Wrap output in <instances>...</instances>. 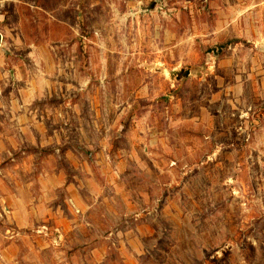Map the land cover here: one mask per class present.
<instances>
[{
    "label": "rangeland",
    "instance_id": "obj_1",
    "mask_svg": "<svg viewBox=\"0 0 264 264\" xmlns=\"http://www.w3.org/2000/svg\"><path fill=\"white\" fill-rule=\"evenodd\" d=\"M31 113L84 230L0 264H264V0H0V181Z\"/></svg>",
    "mask_w": 264,
    "mask_h": 264
},
{
    "label": "crops",
    "instance_id": "obj_2",
    "mask_svg": "<svg viewBox=\"0 0 264 264\" xmlns=\"http://www.w3.org/2000/svg\"><path fill=\"white\" fill-rule=\"evenodd\" d=\"M22 104L24 105V102H21L20 106H23ZM16 106L19 108L17 104ZM37 116L31 113L10 117V121L16 120L20 123L31 121V125L36 129L34 133L30 130V134L25 126L19 125L18 140L14 138L9 141L12 144L10 150L16 156L11 157L9 170L4 171L6 179L0 181V217H5V221L17 230L30 234L32 239L39 237L38 233L34 234L38 225H43L49 231H58L57 243L64 244L76 240L84 230L82 221L75 218V215L69 213L70 209L66 208L67 197L75 195L78 189L74 186L79 188V185L68 179L61 167L52 166L49 155L48 158L44 156V151H47V147L53 142V136L38 130L42 117L39 120ZM5 131L11 133L10 130ZM37 132L39 133L36 134ZM2 134L5 132L2 131L0 135ZM24 141L28 144L25 145ZM26 146L28 149L23 150L22 147L27 148ZM18 171L20 174H28V177L16 176ZM76 195L74 198L77 203L79 194ZM69 236H72V240ZM46 239L54 242L50 237Z\"/></svg>",
    "mask_w": 264,
    "mask_h": 264
},
{
    "label": "trees",
    "instance_id": "obj_3",
    "mask_svg": "<svg viewBox=\"0 0 264 264\" xmlns=\"http://www.w3.org/2000/svg\"><path fill=\"white\" fill-rule=\"evenodd\" d=\"M225 44H227V43H225ZM225 46H226V45L220 44V45H218L217 47L210 48V50L215 48V49H217V51H220V50H222V48L225 47Z\"/></svg>",
    "mask_w": 264,
    "mask_h": 264
},
{
    "label": "water",
    "instance_id": "obj_4",
    "mask_svg": "<svg viewBox=\"0 0 264 264\" xmlns=\"http://www.w3.org/2000/svg\"><path fill=\"white\" fill-rule=\"evenodd\" d=\"M158 0H154V2L156 3ZM188 73H189V71L188 70H186L185 72H184V75H188ZM175 74L176 75H178L179 74V72H175Z\"/></svg>",
    "mask_w": 264,
    "mask_h": 264
}]
</instances>
